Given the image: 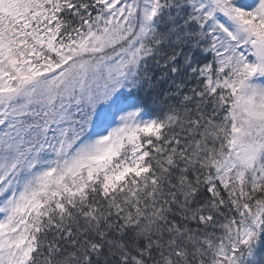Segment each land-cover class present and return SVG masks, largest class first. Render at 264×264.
Returning a JSON list of instances; mask_svg holds the SVG:
<instances>
[{
	"label": "snow or ice",
	"instance_id": "obj_1",
	"mask_svg": "<svg viewBox=\"0 0 264 264\" xmlns=\"http://www.w3.org/2000/svg\"><path fill=\"white\" fill-rule=\"evenodd\" d=\"M0 264H264V0H0Z\"/></svg>",
	"mask_w": 264,
	"mask_h": 264
}]
</instances>
